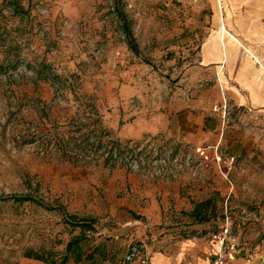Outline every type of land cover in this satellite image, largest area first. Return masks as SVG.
<instances>
[{
  "label": "rangeland",
  "instance_id": "374dc122",
  "mask_svg": "<svg viewBox=\"0 0 264 264\" xmlns=\"http://www.w3.org/2000/svg\"><path fill=\"white\" fill-rule=\"evenodd\" d=\"M19 1L25 17L4 8L23 48L11 90L0 79V264H62L80 233L67 213L95 219L83 264H123L134 243L149 254L194 237L216 243L227 218L243 248L264 252V123L236 104L234 67L205 53L215 0ZM42 61L75 89L41 81L35 91L32 65ZM94 118L131 140L133 154L75 164L15 140L21 129L63 131ZM66 264L80 263L71 253Z\"/></svg>",
  "mask_w": 264,
  "mask_h": 264
},
{
  "label": "crops",
  "instance_id": "0c3cea01",
  "mask_svg": "<svg viewBox=\"0 0 264 264\" xmlns=\"http://www.w3.org/2000/svg\"><path fill=\"white\" fill-rule=\"evenodd\" d=\"M215 2L217 33L210 35L205 44V53L217 52L225 66L234 67L233 94L236 104L247 107L252 120L255 119L254 123L263 124L264 0ZM211 36H215V43L211 42ZM235 52L240 55L232 61V53ZM217 251L218 245L214 241L194 237L154 251L150 254V264H212ZM233 264H264V252L250 253L241 246Z\"/></svg>",
  "mask_w": 264,
  "mask_h": 264
},
{
  "label": "trees",
  "instance_id": "16d2710c",
  "mask_svg": "<svg viewBox=\"0 0 264 264\" xmlns=\"http://www.w3.org/2000/svg\"><path fill=\"white\" fill-rule=\"evenodd\" d=\"M11 7V14H19L25 17L28 13V9H25L19 0H3L0 3V52L3 54L0 60V79L2 75L6 76L7 90H11L14 81L11 75L16 70L22 60L21 49L22 41L20 37L12 35V29H9L5 22L7 15L4 13L5 7ZM17 30V29H13ZM31 65V63H29ZM32 67L36 70V76L30 81L36 91L40 88L41 81L50 82L56 86V91L60 90L63 86L68 85L70 88H74V82H68L67 78H64L59 73L53 71L52 66L45 61L36 62ZM75 89V88H74ZM91 104H87V107ZM13 113L10 112L9 117H12ZM90 116V115H89ZM99 119L94 118L90 124L78 122L76 125L72 124L67 130L58 131L50 128H38L31 131L29 129L19 130V135H16V139H20L22 143H34L39 148L38 154L42 159L47 160H61L69 161L75 164H79L85 161L87 158L95 159L97 156L106 155L105 163L116 162L117 159L122 157L123 159L127 155L133 154V148L130 147L131 140L122 142L119 139L111 137L110 129L102 127ZM13 125V124H12ZM14 127H17L15 125ZM21 133V134H20ZM26 134V135H24ZM27 136V137H26ZM19 140V141H20ZM15 200L25 201L32 200L30 196H19ZM210 201H204L197 204L196 213H200V208L207 205ZM67 223L72 227L80 228V233L74 235L66 245V253L61 259L62 264H66L70 259L72 253L76 262L83 264V242L87 240L86 231L95 230V219L82 218L76 214H66ZM104 245H96L92 251H90L86 259L95 260L94 254L100 251ZM26 257L34 258L49 262V260L55 261V259L49 256L34 255L31 251L26 254Z\"/></svg>",
  "mask_w": 264,
  "mask_h": 264
},
{
  "label": "built area",
  "instance_id": "2783aa9c",
  "mask_svg": "<svg viewBox=\"0 0 264 264\" xmlns=\"http://www.w3.org/2000/svg\"><path fill=\"white\" fill-rule=\"evenodd\" d=\"M218 251L212 264H233L241 247L240 236L234 232L229 218L213 234ZM150 264V254L143 243L132 244L124 257L123 264Z\"/></svg>",
  "mask_w": 264,
  "mask_h": 264
}]
</instances>
